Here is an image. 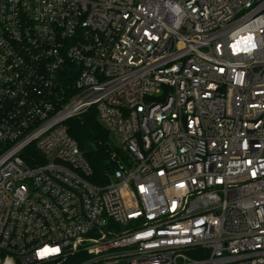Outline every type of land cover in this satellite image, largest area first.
Returning <instances> with one entry per match:
<instances>
[{"label":"built area","instance_id":"obj_1","mask_svg":"<svg viewBox=\"0 0 264 264\" xmlns=\"http://www.w3.org/2000/svg\"><path fill=\"white\" fill-rule=\"evenodd\" d=\"M0 264H264V0H0Z\"/></svg>","mask_w":264,"mask_h":264},{"label":"trees","instance_id":"obj_2","mask_svg":"<svg viewBox=\"0 0 264 264\" xmlns=\"http://www.w3.org/2000/svg\"><path fill=\"white\" fill-rule=\"evenodd\" d=\"M70 136L78 144L92 169V182L105 184L125 156L114 144L108 130L100 123L96 109L92 108L68 122Z\"/></svg>","mask_w":264,"mask_h":264},{"label":"snow or ice","instance_id":"obj_3","mask_svg":"<svg viewBox=\"0 0 264 264\" xmlns=\"http://www.w3.org/2000/svg\"><path fill=\"white\" fill-rule=\"evenodd\" d=\"M48 251H49L48 249H45L44 250V253H42V254H46Z\"/></svg>","mask_w":264,"mask_h":264},{"label":"clouds","instance_id":"obj_4","mask_svg":"<svg viewBox=\"0 0 264 264\" xmlns=\"http://www.w3.org/2000/svg\"><path fill=\"white\" fill-rule=\"evenodd\" d=\"M176 11H178V9H175ZM180 23V21L179 20H177V24H179Z\"/></svg>","mask_w":264,"mask_h":264}]
</instances>
